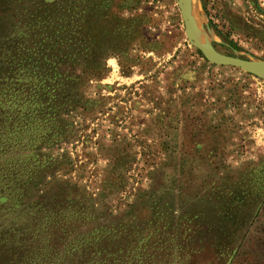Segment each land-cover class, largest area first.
I'll return each mask as SVG.
<instances>
[{
    "label": "rangeland",
    "instance_id": "1",
    "mask_svg": "<svg viewBox=\"0 0 264 264\" xmlns=\"http://www.w3.org/2000/svg\"><path fill=\"white\" fill-rule=\"evenodd\" d=\"M115 2L122 30L130 18L135 30L38 152L44 215L73 209L102 231L104 264H264V73L205 58L179 0ZM188 7L205 48L264 60V0ZM210 22L257 37L230 50Z\"/></svg>",
    "mask_w": 264,
    "mask_h": 264
},
{
    "label": "trees",
    "instance_id": "2",
    "mask_svg": "<svg viewBox=\"0 0 264 264\" xmlns=\"http://www.w3.org/2000/svg\"><path fill=\"white\" fill-rule=\"evenodd\" d=\"M123 5L0 0V264H104L102 231L94 237L73 209L44 215L38 152L66 132L63 114L84 107L81 87L105 75V56L135 30L131 18L122 30ZM228 24L210 22L230 50L257 37Z\"/></svg>",
    "mask_w": 264,
    "mask_h": 264
},
{
    "label": "water",
    "instance_id": "3",
    "mask_svg": "<svg viewBox=\"0 0 264 264\" xmlns=\"http://www.w3.org/2000/svg\"><path fill=\"white\" fill-rule=\"evenodd\" d=\"M181 16L184 22V30L189 42L195 46L208 60H212L216 65L229 66L242 69L246 72L264 73V60H250L240 57L223 56L213 50V48H205L194 37L191 30V18L189 15L188 0H179Z\"/></svg>",
    "mask_w": 264,
    "mask_h": 264
},
{
    "label": "bare ground",
    "instance_id": "4",
    "mask_svg": "<svg viewBox=\"0 0 264 264\" xmlns=\"http://www.w3.org/2000/svg\"><path fill=\"white\" fill-rule=\"evenodd\" d=\"M190 14H192V16H194L196 14V6L194 5V3L192 2L191 4V10H190Z\"/></svg>",
    "mask_w": 264,
    "mask_h": 264
}]
</instances>
